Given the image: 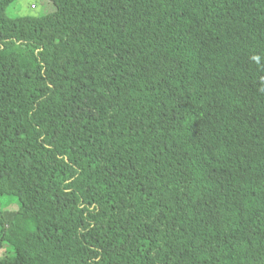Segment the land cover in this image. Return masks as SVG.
I'll list each match as a JSON object with an SVG mask.
<instances>
[{"label": "trees", "instance_id": "16d2710c", "mask_svg": "<svg viewBox=\"0 0 264 264\" xmlns=\"http://www.w3.org/2000/svg\"><path fill=\"white\" fill-rule=\"evenodd\" d=\"M15 1L0 264H264V0Z\"/></svg>", "mask_w": 264, "mask_h": 264}, {"label": "rangeland", "instance_id": "374dc122", "mask_svg": "<svg viewBox=\"0 0 264 264\" xmlns=\"http://www.w3.org/2000/svg\"><path fill=\"white\" fill-rule=\"evenodd\" d=\"M52 11H54V7L48 0H17L7 9L8 15L12 18L40 16ZM10 198L6 195L0 196L1 206L7 211H16L19 208V201L16 198Z\"/></svg>", "mask_w": 264, "mask_h": 264}]
</instances>
